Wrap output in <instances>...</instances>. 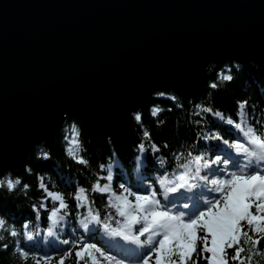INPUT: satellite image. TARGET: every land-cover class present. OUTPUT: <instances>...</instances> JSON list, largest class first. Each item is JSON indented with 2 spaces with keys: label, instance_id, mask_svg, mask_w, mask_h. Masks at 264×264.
Masks as SVG:
<instances>
[{
  "label": "water",
  "instance_id": "95a60500",
  "mask_svg": "<svg viewBox=\"0 0 264 264\" xmlns=\"http://www.w3.org/2000/svg\"><path fill=\"white\" fill-rule=\"evenodd\" d=\"M225 61L264 66V0H0V174L70 116L110 136L154 91L197 99Z\"/></svg>",
  "mask_w": 264,
  "mask_h": 264
},
{
  "label": "snow or ice",
  "instance_id": "6c2138e0",
  "mask_svg": "<svg viewBox=\"0 0 264 264\" xmlns=\"http://www.w3.org/2000/svg\"><path fill=\"white\" fill-rule=\"evenodd\" d=\"M233 80L231 69L225 68L208 87L217 90L221 82ZM153 96L182 107L166 91ZM195 109L194 123L202 126L196 140L168 153L162 152L169 149L167 143L153 141L143 113L131 111L130 119L141 132L134 181L124 175L116 183L113 167L100 164L90 186L77 184L65 194L52 191L46 177L38 175L42 195L31 205L35 220L17 229L0 216V252L11 247L20 264H261L264 119H249L257 110L247 100L236 102L235 117L209 105L196 104ZM163 111L154 105L149 115L158 118ZM205 116L227 126L232 137L208 127ZM81 135L74 121L66 125L64 152L89 168ZM148 153L155 168L151 176L141 171ZM38 158L47 160L50 154L41 149ZM25 171L31 173V168ZM30 188L11 173L0 175V191L27 197ZM42 222L46 227H40ZM41 238L54 250L32 251Z\"/></svg>",
  "mask_w": 264,
  "mask_h": 264
},
{
  "label": "trees",
  "instance_id": "16d2710c",
  "mask_svg": "<svg viewBox=\"0 0 264 264\" xmlns=\"http://www.w3.org/2000/svg\"><path fill=\"white\" fill-rule=\"evenodd\" d=\"M207 67L209 77L202 94L197 99H183L176 95L178 97L176 103L182 105L181 108H177L173 107L172 102L158 100L152 94L150 100L139 109L143 113V124L151 132L153 141L159 145L167 143L170 146L169 149H162V152L175 151L181 144H191L196 140L197 133L201 131L202 127L194 123V120L197 119L193 115L196 111V104L209 105L226 115L235 117L236 102L247 100L250 109L257 110L250 115L249 119L251 120L253 116L256 119H264V66L256 62L242 65L237 62L225 61L216 66L208 63ZM225 68L231 69L234 80L228 83L221 82V87L217 90L210 89L208 85L216 80V73ZM169 94L175 95L174 93ZM154 105L164 109L158 118L149 115V109ZM168 109H171V111ZM157 119L163 121V123H157ZM205 119L208 121V127L220 131L225 135V138L232 137L231 133L225 131L227 126L219 125L210 116H205ZM73 121L81 131V139L85 148L84 154L90 162L89 168L77 165L64 152L65 142L63 136L65 127ZM110 136L96 131L93 126L85 125L76 116L65 118L52 142L47 143L43 140L35 142L14 169H7L0 174L11 173L13 177H20L24 183L31 186L27 197L21 193L8 194L6 191H0V216L6 218L9 225L17 229L26 220H35L31 205L38 203L42 195L36 187L38 175L46 177L45 182L49 184L52 191H60L65 194L73 192L77 184L85 187L90 186L100 164L113 167L114 174L117 177L116 183H119V178L124 175L134 181L137 166L135 160L137 155L136 145L141 139L139 127L134 122L130 130ZM41 149L50 154L49 159L38 158ZM113 152L115 153L114 157L111 156ZM146 155L148 159L144 160L141 171L144 175L151 176L155 174V168L150 163L151 154ZM26 167L31 168V173L25 171ZM99 174L102 176L105 173L101 172ZM68 181H71V183H68ZM40 227H46V222H42ZM61 238L66 237L62 235ZM6 239L11 238L6 237ZM31 250L43 253L51 252L54 249L41 238L38 247ZM0 264H20L19 260L12 256L11 247L8 251L0 252ZM68 264H72V262L69 261ZM261 264H264V261Z\"/></svg>",
  "mask_w": 264,
  "mask_h": 264
},
{
  "label": "rangeland",
  "instance_id": "374dc122",
  "mask_svg": "<svg viewBox=\"0 0 264 264\" xmlns=\"http://www.w3.org/2000/svg\"><path fill=\"white\" fill-rule=\"evenodd\" d=\"M203 89H204V88H203ZM202 92H203V91H202ZM168 93H173V92H168ZM174 94H175V93H174ZM201 94H202V93H201ZM175 95H176V94H175ZM140 109H141V108H140ZM131 128H132V127H130L128 130H130ZM128 130H126V131H128ZM126 131H124V132H126ZM114 134H117V133H114ZM114 134H112L111 136H113ZM107 136H108V135H107ZM111 136H110V137H111ZM55 137H56V136H55ZM53 139H54V138H53ZM39 141H40V140H39ZM41 141H42V140H41ZM36 142H37V141H36ZM44 142H45V141H44ZM51 142H52V141H51ZM47 143H50V141H48ZM31 146H32V145H31ZM31 146H30V147H31ZM25 155H26V154H25ZM24 157H25V156H24ZM14 168H15V167H14ZM14 168H13V169H14Z\"/></svg>",
  "mask_w": 264,
  "mask_h": 264
}]
</instances>
